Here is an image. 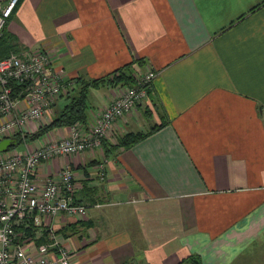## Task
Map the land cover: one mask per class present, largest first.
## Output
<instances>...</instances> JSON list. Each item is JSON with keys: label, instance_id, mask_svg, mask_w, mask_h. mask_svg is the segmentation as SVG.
I'll use <instances>...</instances> for the list:
<instances>
[{"label": "crops", "instance_id": "obj_1", "mask_svg": "<svg viewBox=\"0 0 264 264\" xmlns=\"http://www.w3.org/2000/svg\"><path fill=\"white\" fill-rule=\"evenodd\" d=\"M4 34L14 54L50 53L67 79L132 63L134 79L157 73L104 143L163 124L109 157L102 145L40 164L38 185L71 168L87 213L41 217L27 239L53 235L72 264H264V0H21ZM125 87L92 89L84 126Z\"/></svg>", "mask_w": 264, "mask_h": 264}, {"label": "built area", "instance_id": "obj_2", "mask_svg": "<svg viewBox=\"0 0 264 264\" xmlns=\"http://www.w3.org/2000/svg\"><path fill=\"white\" fill-rule=\"evenodd\" d=\"M18 1L0 4V36ZM156 76L151 70L137 76L135 84L125 87L90 126L76 123L68 126L66 136L49 131L43 138L28 142L31 125L44 120L58 98L75 88V79L55 71L51 54L42 50L0 59V141L15 135L25 140L23 151L0 153V264H72L70 250L58 245L53 235L52 242L37 245L21 232L22 227L40 226L41 217L51 220L66 214L83 220L87 213L75 201L74 174L68 165L42 185L34 178L36 170L53 159L101 150L112 126L123 122L144 101ZM14 87L22 90L14 95ZM94 171L103 181V163Z\"/></svg>", "mask_w": 264, "mask_h": 264}, {"label": "trees", "instance_id": "obj_3", "mask_svg": "<svg viewBox=\"0 0 264 264\" xmlns=\"http://www.w3.org/2000/svg\"><path fill=\"white\" fill-rule=\"evenodd\" d=\"M10 42L11 41L6 40V35L4 34V30H3V33L0 36V59L9 56L11 53H14L13 48L16 46L12 45V43ZM132 65L133 63L125 65L122 68H119L116 71L102 78L90 80L81 77L76 79L75 88L64 95V97L67 99V103L65 107L62 108L61 110H58V112H56V114L54 115L53 119L50 121L49 124L39 127L38 130L32 134H28L26 136V141L32 142L44 136L46 133H48L49 131L55 128L68 127L76 123L85 124L87 118L86 112L88 108V96L90 91L92 89H99L105 86H118V85L133 86L135 84L136 79H134L135 73ZM137 65L140 66L141 64L137 62ZM14 88H15L14 95H17L16 93L22 90L21 87H14ZM162 126L163 124L158 125L152 128V130L147 133L129 132L123 134L122 136L117 137L115 144H106L102 142L103 150L105 148V155L109 157L108 156L109 153H113V152L115 153L120 149H126L131 147L132 145L145 139L147 136L151 134V132L158 130ZM13 138L17 139V144L14 147L10 148L9 150L15 149L18 145L24 144L23 141H25L21 139L18 135L13 136ZM31 227L33 228L34 226L31 225L29 226V228L22 227L21 232L24 235L31 233L29 231H32L33 233ZM37 243L40 244V241H38Z\"/></svg>", "mask_w": 264, "mask_h": 264}, {"label": "water", "instance_id": "obj_4", "mask_svg": "<svg viewBox=\"0 0 264 264\" xmlns=\"http://www.w3.org/2000/svg\"><path fill=\"white\" fill-rule=\"evenodd\" d=\"M17 144L16 138H7L0 141V153L7 152L10 148Z\"/></svg>", "mask_w": 264, "mask_h": 264}, {"label": "rangeland", "instance_id": "obj_5", "mask_svg": "<svg viewBox=\"0 0 264 264\" xmlns=\"http://www.w3.org/2000/svg\"><path fill=\"white\" fill-rule=\"evenodd\" d=\"M11 54H14V53H11ZM126 87H129V86H126ZM35 126V125H34ZM34 130V129H33ZM40 138H43V136L42 137H40ZM39 139V138H38ZM17 151H23L24 150V147H23V144L22 145H18L16 148H15ZM11 150H13V149H11Z\"/></svg>", "mask_w": 264, "mask_h": 264}]
</instances>
